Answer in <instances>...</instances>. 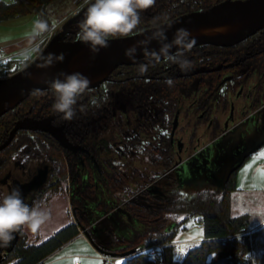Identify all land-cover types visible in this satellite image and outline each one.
<instances>
[{
    "label": "flooded vegetation",
    "instance_id": "af4514ba",
    "mask_svg": "<svg viewBox=\"0 0 264 264\" xmlns=\"http://www.w3.org/2000/svg\"><path fill=\"white\" fill-rule=\"evenodd\" d=\"M87 8L71 14L77 17L67 39L80 37ZM183 61L190 66L181 69ZM260 99L264 103V27L233 45L201 44L118 65L79 96L71 120L53 110L52 88L35 91L0 124V197L19 189L25 203L40 206L65 191L71 221L86 215L85 228L95 234L117 218L133 222L128 202L167 203L175 182L182 191L212 187L187 185L172 166L201 145L193 144L197 134L216 139L222 125L235 121L242 107L259 106ZM17 122L21 127L13 131ZM112 180L128 182L134 191L113 193L107 187ZM79 183L96 190L83 207L77 205ZM27 233H14L0 252Z\"/></svg>",
    "mask_w": 264,
    "mask_h": 264
},
{
    "label": "water",
    "instance_id": "95a60500",
    "mask_svg": "<svg viewBox=\"0 0 264 264\" xmlns=\"http://www.w3.org/2000/svg\"><path fill=\"white\" fill-rule=\"evenodd\" d=\"M92 2L94 0L80 12ZM76 17L77 15L69 16L26 65L9 77L0 78V116L33 92L52 88L54 80H63L64 74H82L90 81V88L107 79L109 73L121 64L144 61L151 55L166 56L176 50L201 44L233 45L264 27V0H221L204 9L180 14L126 37L110 38L108 47L100 48L95 53L80 37L66 38L68 26ZM50 54H62L63 60L51 59L50 62ZM17 127H21L19 122L13 131ZM263 143L264 103L249 108L248 111L242 107L235 121L220 127V134L216 139L205 141L185 160L178 159L172 168L187 182L206 181L212 187L219 186L222 189L229 174ZM211 148L212 152L207 151ZM203 151L207 153L203 155ZM200 152L203 157L199 155ZM229 170L231 171L227 175ZM216 181H219V185L215 184ZM80 229L96 248L86 228ZM10 249L5 253L0 252V261ZM133 251L129 250L121 255H129Z\"/></svg>",
    "mask_w": 264,
    "mask_h": 264
},
{
    "label": "trees",
    "instance_id": "16d2710c",
    "mask_svg": "<svg viewBox=\"0 0 264 264\" xmlns=\"http://www.w3.org/2000/svg\"><path fill=\"white\" fill-rule=\"evenodd\" d=\"M52 1L54 0H0V22L26 14H34L41 20L46 19V7ZM88 1L74 0V3L79 9ZM217 1L220 0H155L152 7L140 12V23L133 32L157 25L188 11L206 8ZM30 60L29 57L9 59V63L19 69ZM6 117L7 113L0 116V124ZM235 177L236 169L229 174L222 189L205 186L189 187L182 191L175 182L172 184V196L167 203L157 202L153 198L145 202H128L125 209L134 221L137 220L141 224L140 229L126 233L114 229L107 230L104 227L96 234L88 231L90 239L97 249L104 252L122 254L134 250L126 255L120 264H264V224L252 227L248 214L233 215L231 212L230 194L236 189ZM102 181L104 182V179ZM78 185L80 196L77 205L83 207L84 198L96 193L95 185L88 187H82L80 183ZM129 186L128 182L123 186L114 180L107 183V187L113 193L130 194L134 189ZM59 189L56 188L55 191ZM97 207L104 209L105 205L98 203ZM178 216L180 218H177ZM189 217L203 221V238L194 242L180 256L173 244L165 246L162 261L158 263L150 258L147 252L140 251L141 248L156 243L177 242L175 240L177 228L180 225L181 228H185L183 223ZM133 223L129 222L127 225L132 227ZM89 224L90 220L86 215L77 217V222L65 224L53 235L36 243L28 242L25 234L0 264H43L48 255L77 236L81 227Z\"/></svg>",
    "mask_w": 264,
    "mask_h": 264
},
{
    "label": "clouds",
    "instance_id": "9594fccd",
    "mask_svg": "<svg viewBox=\"0 0 264 264\" xmlns=\"http://www.w3.org/2000/svg\"><path fill=\"white\" fill-rule=\"evenodd\" d=\"M155 4V0H94L87 8L80 22V40L87 43L95 53L108 47L110 38L126 37L140 23V12ZM41 33L48 30L46 23L37 21ZM128 52L126 51V55ZM51 59L63 60V55L50 54ZM188 61L180 64L181 69L189 67ZM90 81L80 73L64 74L57 78L51 87L55 94L53 110L71 120L75 115V105L81 94L88 88ZM46 220L45 211L39 206L24 202L19 189L0 197V246H7L14 233L21 229H37Z\"/></svg>",
    "mask_w": 264,
    "mask_h": 264
},
{
    "label": "rangeland",
    "instance_id": "374dc122",
    "mask_svg": "<svg viewBox=\"0 0 264 264\" xmlns=\"http://www.w3.org/2000/svg\"><path fill=\"white\" fill-rule=\"evenodd\" d=\"M78 6L74 3V0H54L47 5V18L46 19H38L36 15L34 14H26L22 16H15L12 18H9L5 21L0 22V47L5 42H11L15 41L18 38L22 37L24 34L27 35L29 33L38 34L40 36L44 35L48 30L53 29L58 31L61 27V24L66 20L68 16H70ZM37 21H42L47 24L48 30L45 31V33H41L39 29H37ZM43 38V37H42ZM45 45L44 40L40 39L39 43H37V46L35 48V51L38 52L42 49V47ZM1 50V48H0ZM36 55V54H35ZM31 57V56H30ZM27 58V57H26ZM25 59V58H21ZM32 59V58H31ZM13 63V62H12ZM205 135L199 136L198 134L193 138V144H197L198 141H201V145L205 143L207 140V137H204ZM207 151L212 152L213 148L208 149ZM207 151H203L202 154H206ZM201 157V152L199 153ZM264 157V147L261 148L255 155L250 156L247 158L245 163L241 167V172H245V170L252 169V166L257 162L258 163V156ZM232 170V169H231ZM229 170L227 172V175L231 171ZM227 175L225 178H227ZM187 185H202L206 184L207 182H185ZM216 185H219V181L215 182ZM40 208H42L46 213V220L43 224L40 225L37 229L28 230L27 229V237L28 242H39L41 240L46 239L47 237L54 234L55 231H57L59 228L64 226L65 224L71 222L72 218L69 214L68 207H69V199L66 196L65 191L59 192L58 194L54 195L48 202H41ZM104 217H101V219L98 220V222H103ZM177 218H180L178 216ZM125 219L120 220V218H117L116 220H113L111 223H106V229L107 230H113L114 231H120V232H126V233H132L136 229H140L141 224L135 220L133 221V226L130 227L127 224L130 222L129 217ZM120 220V221H119ZM176 221V220H175ZM97 222V224H98ZM96 223V222H95ZM105 224V223H104ZM111 224V227H110ZM183 225L185 228H181V225L177 228V234L175 237V240L177 242H181V248L182 251L187 250L189 247L193 245L194 242L199 241L203 237L202 233V227L199 225L198 220L194 217L187 218ZM171 226H169V229ZM100 229L102 231V227L100 226ZM250 231V230H249ZM88 242L80 236L77 239H74V242L71 243L68 247L72 246L73 249L82 250L84 252H88L91 255H94V251L88 247ZM90 244V243H89ZM95 250V248H94ZM97 253L98 251L95 250ZM182 251L177 252L178 256L182 254ZM76 261L81 262L82 264H104V260L99 258V255L97 254L96 257H91L90 259H84L82 255L77 256L75 259ZM45 262V261H44ZM122 261L121 259L113 261L112 264H120ZM45 264V263H43ZM48 264V263H47ZM60 264V263H57Z\"/></svg>",
    "mask_w": 264,
    "mask_h": 264
},
{
    "label": "crops",
    "instance_id": "0c3cea01",
    "mask_svg": "<svg viewBox=\"0 0 264 264\" xmlns=\"http://www.w3.org/2000/svg\"><path fill=\"white\" fill-rule=\"evenodd\" d=\"M44 35L40 36L38 34L29 33L27 35L24 34L22 37L18 38L15 41L5 42L0 47V56L8 57L9 59L14 60L26 57L33 58L36 54L35 48L37 46V43H39L40 39H42ZM263 147L264 143L259 145V147L251 154H249L236 168V189L232 190L230 194L232 214H248L252 227L264 224V157H262V155L258 156V163L256 162L250 170L241 172V167L245 163L247 158L255 155ZM80 236H82L84 240L89 241L85 234H80L79 232L77 236L73 237L71 240L67 241L66 243L61 245V247L48 255L43 260V263L82 264L81 262L78 263V261L75 260L77 256L82 255L84 259L96 257V255L100 253V251L97 250L90 241L87 245L94 251V255H91L90 253L84 252L82 250L76 251V249H73L72 246L68 247L69 245H71V243L74 242V239H77ZM94 248L98 251V253L94 250Z\"/></svg>",
    "mask_w": 264,
    "mask_h": 264
},
{
    "label": "built area",
    "instance_id": "2783aa9c",
    "mask_svg": "<svg viewBox=\"0 0 264 264\" xmlns=\"http://www.w3.org/2000/svg\"><path fill=\"white\" fill-rule=\"evenodd\" d=\"M55 33V30L50 29L48 30L45 35L43 36L42 40H44L45 44L46 42L51 38V36ZM20 69V68H19ZM19 69L15 67L14 64L9 63V58L0 56V78H6L11 75H13L15 72H17ZM199 225L203 226V221H198ZM80 234H84L83 231L80 229ZM173 244L176 247L177 251H182L181 248V242H175V243H156L150 246H145L141 248L140 251H145L147 254L155 260L157 263L162 261L163 258V250L165 246ZM184 252V251H182ZM99 257L104 260V264H112L113 261L118 259H124L126 255L121 254H105V253H98Z\"/></svg>",
    "mask_w": 264,
    "mask_h": 264
}]
</instances>
